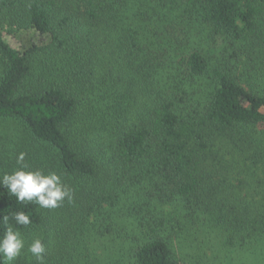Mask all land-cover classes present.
I'll use <instances>...</instances> for the list:
<instances>
[{
	"label": "trees",
	"instance_id": "16d2710c",
	"mask_svg": "<svg viewBox=\"0 0 264 264\" xmlns=\"http://www.w3.org/2000/svg\"><path fill=\"white\" fill-rule=\"evenodd\" d=\"M0 119L70 189L0 185V238L35 233L44 264H264V0H0Z\"/></svg>",
	"mask_w": 264,
	"mask_h": 264
},
{
	"label": "rangeland",
	"instance_id": "374dc122",
	"mask_svg": "<svg viewBox=\"0 0 264 264\" xmlns=\"http://www.w3.org/2000/svg\"><path fill=\"white\" fill-rule=\"evenodd\" d=\"M4 30L6 41L12 47L20 51L33 43H42L48 40L47 37L40 36L32 29H19L13 32H9L7 31L8 29L5 28ZM221 40V38H217L215 43L204 47V54H207L208 57L211 58V64L216 63V57L223 51L225 43ZM20 153L25 154L23 166H27L28 170H41L45 175L50 172L45 168L48 164L46 162V155L44 156L45 150L29 137L28 132L22 124L16 120L0 119V177L5 173L11 174L22 167V164L18 163ZM22 238L24 240V248L21 250L20 256L12 261L11 264H15L18 261H30L35 258V256L28 251V246L36 238V234H27L22 236ZM66 247L67 246H62L60 250H63V253L69 259L75 260L77 257L80 258V255H78L81 253L80 250H75L74 252Z\"/></svg>",
	"mask_w": 264,
	"mask_h": 264
},
{
	"label": "clouds",
	"instance_id": "9594fccd",
	"mask_svg": "<svg viewBox=\"0 0 264 264\" xmlns=\"http://www.w3.org/2000/svg\"><path fill=\"white\" fill-rule=\"evenodd\" d=\"M24 156V153H20L18 157V163L22 164L20 169L11 174L5 173L0 179V185L6 187L10 195L15 196L18 202H33L42 208H55L66 197L71 199L70 189L63 184L58 174L49 172L45 175L41 170H28L27 166H23ZM13 218L17 224H30L29 216L23 211L14 213ZM8 219L7 216L3 217L6 224ZM23 248L24 240L21 233L9 226L0 238V254L7 264H11L20 256ZM28 251L35 256L39 264H44L45 247L41 239L35 238L28 246Z\"/></svg>",
	"mask_w": 264,
	"mask_h": 264
}]
</instances>
